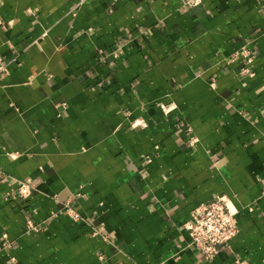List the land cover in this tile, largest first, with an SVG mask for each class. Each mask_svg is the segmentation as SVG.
Masks as SVG:
<instances>
[{"label": "crops", "instance_id": "obj_1", "mask_svg": "<svg viewBox=\"0 0 264 264\" xmlns=\"http://www.w3.org/2000/svg\"><path fill=\"white\" fill-rule=\"evenodd\" d=\"M191 1L0 0V264H264V2Z\"/></svg>", "mask_w": 264, "mask_h": 264}, {"label": "built area", "instance_id": "obj_2", "mask_svg": "<svg viewBox=\"0 0 264 264\" xmlns=\"http://www.w3.org/2000/svg\"><path fill=\"white\" fill-rule=\"evenodd\" d=\"M241 1V0H236ZM264 2V0H262ZM198 0L191 1L190 4H198ZM243 58L246 66L254 61V54L249 45L243 46L237 53ZM116 57V55H115ZM7 73V66L0 58V77ZM243 75L252 77L254 74L248 69L242 71ZM195 139H190V145L195 144ZM34 190L32 184L20 182L17 188V195L22 200H26ZM67 214L74 220H79V214L67 209ZM237 210L225 196H216L210 202L203 204L193 210L191 219L185 224L184 229L190 237V244L202 255L205 260L214 259L221 249L229 247L236 238L239 230L237 224ZM27 232L37 234L40 232L32 220L26 223ZM3 246L10 248L8 236L2 235Z\"/></svg>", "mask_w": 264, "mask_h": 264}]
</instances>
